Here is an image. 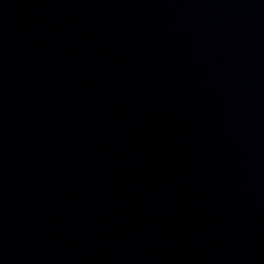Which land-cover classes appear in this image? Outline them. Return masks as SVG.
Wrapping results in <instances>:
<instances>
[{"label": "water", "instance_id": "1", "mask_svg": "<svg viewBox=\"0 0 264 264\" xmlns=\"http://www.w3.org/2000/svg\"><path fill=\"white\" fill-rule=\"evenodd\" d=\"M0 264H264V0H0Z\"/></svg>", "mask_w": 264, "mask_h": 264}]
</instances>
